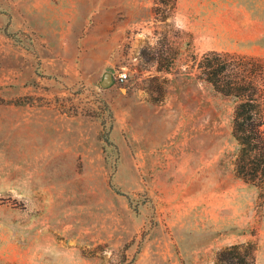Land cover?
Masks as SVG:
<instances>
[{
    "label": "rangeland",
    "instance_id": "rangeland-1",
    "mask_svg": "<svg viewBox=\"0 0 264 264\" xmlns=\"http://www.w3.org/2000/svg\"><path fill=\"white\" fill-rule=\"evenodd\" d=\"M251 96L264 114V0H0V264H264Z\"/></svg>",
    "mask_w": 264,
    "mask_h": 264
},
{
    "label": "trees",
    "instance_id": "trees-1",
    "mask_svg": "<svg viewBox=\"0 0 264 264\" xmlns=\"http://www.w3.org/2000/svg\"><path fill=\"white\" fill-rule=\"evenodd\" d=\"M215 57L220 58L219 54H215ZM209 67H212L211 62ZM210 83L218 92L226 96L241 97L240 94H233V90H235L232 88L233 83L222 86L218 74H215V78L210 80ZM261 108L258 100L251 96L247 101L242 102L235 111L234 137L239 142L241 149L237 173L241 179L248 183H255L258 179L264 178V114ZM253 153L254 156H252ZM217 264H255V261L254 256L247 248L233 245L218 254Z\"/></svg>",
    "mask_w": 264,
    "mask_h": 264
},
{
    "label": "water",
    "instance_id": "water-1",
    "mask_svg": "<svg viewBox=\"0 0 264 264\" xmlns=\"http://www.w3.org/2000/svg\"><path fill=\"white\" fill-rule=\"evenodd\" d=\"M114 84V78L113 75L111 73H107L105 74L103 80H102V87L103 88H109L110 86H112Z\"/></svg>",
    "mask_w": 264,
    "mask_h": 264
},
{
    "label": "built area",
    "instance_id": "built-area-1",
    "mask_svg": "<svg viewBox=\"0 0 264 264\" xmlns=\"http://www.w3.org/2000/svg\"><path fill=\"white\" fill-rule=\"evenodd\" d=\"M116 81H118L120 84H123L127 82L128 80V75L126 73H123L119 75L118 77L115 78Z\"/></svg>",
    "mask_w": 264,
    "mask_h": 264
}]
</instances>
